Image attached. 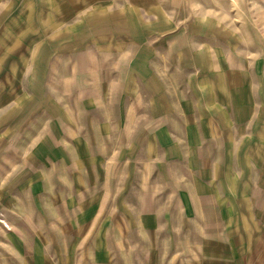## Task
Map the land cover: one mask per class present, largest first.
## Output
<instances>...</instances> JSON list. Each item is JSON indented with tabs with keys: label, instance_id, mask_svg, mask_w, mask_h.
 Masks as SVG:
<instances>
[{
	"label": "rangeland",
	"instance_id": "1",
	"mask_svg": "<svg viewBox=\"0 0 264 264\" xmlns=\"http://www.w3.org/2000/svg\"><path fill=\"white\" fill-rule=\"evenodd\" d=\"M239 133L264 146V0H0V264H190L144 242L159 194Z\"/></svg>",
	"mask_w": 264,
	"mask_h": 264
},
{
	"label": "crops",
	"instance_id": "2",
	"mask_svg": "<svg viewBox=\"0 0 264 264\" xmlns=\"http://www.w3.org/2000/svg\"><path fill=\"white\" fill-rule=\"evenodd\" d=\"M202 129L198 133L208 136L207 126ZM236 131L229 127L228 134ZM241 136L239 133L238 142H230L227 158L217 164L216 171L194 163V173L172 177V187L179 189L171 188L169 195L159 197L173 199V209L164 205L156 211L157 230L166 233L154 240L144 238V242H159L166 255L173 254L177 242H191L190 264H264V174L256 173L254 165L258 157L264 158V146L256 152L253 139ZM190 145L191 150L198 149V144ZM154 228L148 227L150 231Z\"/></svg>",
	"mask_w": 264,
	"mask_h": 264
}]
</instances>
